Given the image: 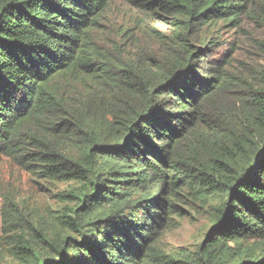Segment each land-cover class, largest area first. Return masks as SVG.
<instances>
[{"label": "trees", "instance_id": "trees-1", "mask_svg": "<svg viewBox=\"0 0 264 264\" xmlns=\"http://www.w3.org/2000/svg\"><path fill=\"white\" fill-rule=\"evenodd\" d=\"M117 2L158 52L98 41ZM248 23L264 27V0H0V153L72 182L59 229L20 237L16 264H264L228 256L264 239V70L235 73L220 35ZM186 189L216 214L168 255L155 234Z\"/></svg>", "mask_w": 264, "mask_h": 264}, {"label": "rangeland", "instance_id": "rangeland-1", "mask_svg": "<svg viewBox=\"0 0 264 264\" xmlns=\"http://www.w3.org/2000/svg\"><path fill=\"white\" fill-rule=\"evenodd\" d=\"M140 24L133 11L117 2L103 17L96 35L99 42L108 46L122 41L148 52H158L159 44L141 33ZM149 25L162 30L155 23ZM220 35L224 41L235 40L233 71L261 83L264 27L248 23L241 32L222 29ZM71 184L43 178L33 173V166L0 153V264L18 263L15 252L19 250L20 237L33 241L36 231L53 234L59 229L60 210L73 205L71 200H63L62 195ZM176 204L177 208L169 215L166 226L155 234L154 245L168 255L192 253L197 249L211 225L218 203L216 199L198 200L186 189V197ZM229 245L232 248L228 256L240 251L264 252V239L257 237H240Z\"/></svg>", "mask_w": 264, "mask_h": 264}]
</instances>
